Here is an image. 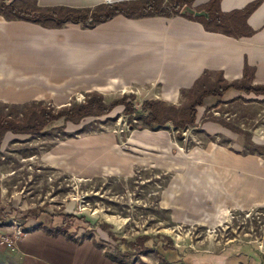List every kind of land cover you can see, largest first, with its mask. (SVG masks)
Listing matches in <instances>:
<instances>
[{
    "label": "rangeland",
    "instance_id": "374dc122",
    "mask_svg": "<svg viewBox=\"0 0 264 264\" xmlns=\"http://www.w3.org/2000/svg\"><path fill=\"white\" fill-rule=\"evenodd\" d=\"M104 1L95 0L96 3ZM112 24L89 28L69 21L62 25L64 30L58 35L54 33L57 37H48V43H62L65 51L73 54L74 61H84L88 57L89 39L94 38L92 54L102 57L104 50L112 46L103 38V30L114 27ZM97 27L100 31L93 34ZM74 70L72 76L64 79L68 84L61 95L47 91L46 95L41 93L37 100L26 104L36 101L58 109L82 102L96 91L106 103L123 94H134L138 108L146 97L133 93L136 88L130 85L124 86V91L120 86L115 87L117 90L97 91L88 85L86 74L78 78L77 71L84 69ZM211 72L213 77L217 71ZM181 91L176 93L177 99L173 102L162 101L182 105L186 98ZM254 96L264 95L239 91L238 96L229 98V94H224L222 98L226 99L210 109L205 107V99V105L198 107L196 126H187L181 138L172 125L149 129L141 121L123 114L119 106L106 116L89 117L77 125L67 123L65 128L60 119L50 126L52 135L48 137L8 132L0 146V214L7 213L0 215L5 219L0 223V264H15L9 258L25 234L22 230L16 243L9 244L13 241V220L18 221L9 213L10 208L17 211L18 217L29 209L40 212L44 208L46 214L39 220L30 219L26 224L29 228L40 220L46 225L50 221L60 224L61 212L84 216L90 226L78 219L72 223V227L77 226V243L91 240L105 254L113 255L111 258L116 256L133 264H214L232 250L255 253L264 264V203L252 202L264 199V149H261L264 147V98ZM0 103L9 107L12 104L11 101ZM16 104L17 109L7 107L0 109V113L16 115L17 110L23 109L22 103ZM222 122L238 127L248 136L232 131ZM133 135L148 136L147 140L154 139L159 147L129 142ZM103 141L131 157L163 155L170 166L134 163L127 176L103 173L98 167L92 168L96 165L92 158L104 152L99 147ZM212 144L223 148L225 155L238 158L243 165L234 167L211 157ZM195 149L196 154L188 158ZM164 150L166 153L162 154ZM179 153L185 160L180 167L177 166ZM247 159H253L255 164L244 166ZM177 175L183 180L175 181L173 203L163 206L164 193ZM215 200L221 201L220 207H215ZM178 204L183 210H174ZM221 216L224 219L219 224H209ZM203 220L208 223H201ZM87 230L89 237L85 235ZM142 236H148L144 247L140 244Z\"/></svg>",
    "mask_w": 264,
    "mask_h": 264
},
{
    "label": "crops",
    "instance_id": "0c3cea01",
    "mask_svg": "<svg viewBox=\"0 0 264 264\" xmlns=\"http://www.w3.org/2000/svg\"><path fill=\"white\" fill-rule=\"evenodd\" d=\"M112 1L126 0H105L104 3ZM208 1L196 0L194 4H197L194 6L205 5ZM256 1L220 0L219 7L221 12L229 13L241 10ZM104 3H96L95 0H37L41 7L65 6L75 9H90ZM172 19L173 21L168 22ZM115 20L117 23L112 24ZM109 23L114 27L105 28L103 38L105 37V41L112 46L104 50V55L96 58L92 54L95 52L92 47L96 43L92 38L88 42L87 59L74 61L75 57L65 51L62 43H48V37H57L63 28H45L24 20L9 21L0 15V101L24 104L30 100H37L41 93L46 95L47 91L61 95L68 84L64 79L72 76L75 68L84 69L81 70L83 72L77 71L78 78L86 74L88 85L96 87L93 89L97 91L117 90L116 86L118 88L120 86V90L124 91V86L127 88L130 85L136 88L133 93L145 95L144 99L172 102L177 99L176 93L190 88L205 69L221 71L224 79L230 82L243 77L244 66L247 64V73L253 70L251 84L264 86V0H260V4L246 20L247 26L254 33L239 38L207 31L201 23L176 15L140 19L118 15L100 24ZM96 31H100L98 27L92 31L93 34ZM84 62L86 64H83ZM225 94L233 98L239 95V91L229 89ZM206 101L205 107L216 100L209 97ZM146 137L138 138L133 135L129 142L159 147L154 139L149 141ZM99 147L104 152L92 158V162L96 164L92 168L98 167L106 174L130 175L134 163L151 165L155 162L156 166H170L163 155L153 158L131 157L104 141ZM197 151L195 149L191 152L188 158L191 159ZM161 153L165 154L166 151ZM209 154L234 167L243 165L238 158L225 155V150L214 144L211 145ZM180 155V153L177 155L180 158L178 167L182 164L184 166L185 163ZM105 161L114 164L108 165L103 163ZM244 164L249 166L255 162L253 159H247ZM177 180L181 182L182 176L177 175L165 191L163 206L173 203L172 190ZM230 200L233 202L235 199L232 197ZM252 202L261 205L264 199ZM220 204L221 201L215 200V207H220ZM180 207L181 204H178L174 210L180 211ZM224 215L225 211L222 216ZM222 216L209 224H219L224 219ZM201 223L208 222L203 220ZM10 257L9 261L13 259L15 264H122L110 260L91 240L72 242L63 236L47 235L42 230L25 232L17 242L15 253ZM214 264L262 263L255 253L232 250L230 254L217 259Z\"/></svg>",
    "mask_w": 264,
    "mask_h": 264
},
{
    "label": "trees",
    "instance_id": "16d2710c",
    "mask_svg": "<svg viewBox=\"0 0 264 264\" xmlns=\"http://www.w3.org/2000/svg\"><path fill=\"white\" fill-rule=\"evenodd\" d=\"M196 0H126L113 3H104L94 7L93 9H75L65 6L41 7L37 4V0H0V15L5 20H24L38 24L45 28H61L66 22L81 23L84 27H94L97 24L106 22L115 16L121 15L130 19H140L146 17H171L179 15L187 19L201 23L205 30L211 32L222 33L227 36L239 38L242 36H250L254 31L246 24L249 14L260 4V0L248 4L241 10L223 13L220 10V0H209L201 7H194L196 10H205L209 12V18L204 16L195 17L190 14H180V10L184 5L192 6ZM213 23V24H211ZM248 65L244 66V74L240 80L228 82L224 79L221 71L213 73L205 69L201 75L196 78L190 88L182 90L185 96V102L180 105L167 104L159 99H144L140 106L136 108L134 104V94H123L121 97L106 103L103 95L93 91L88 94L82 102H72L68 105L54 109L52 106H46L42 103L26 104L22 106V110H17L16 115L11 113H0V146L5 135L10 132L12 134L31 135L39 137H48L52 135L50 126L58 121L63 120L62 128L67 123L74 125L80 124L82 120L89 117H103L108 115L112 109L119 106L125 115L139 120L149 129L158 130L166 127L167 124L172 125L177 132L178 138H181L182 131L187 126H196L198 107L204 106V100L209 97H219L207 109L213 108L222 102V96L229 89L244 91L246 93L254 92L257 95H264V86L252 85L253 70L248 74ZM18 104L0 103V109L11 108L17 109ZM224 126L234 132H242L248 136V133L238 127L226 122H222ZM84 131V129H83ZM264 147H261V149ZM262 153V152H259ZM36 209V208H35ZM35 209H29L21 217L14 208L9 209L12 217L18 219L23 231L41 229L47 235H62L66 240L77 242L76 227H72V223L78 219L88 226L90 222L85 220L84 216H78L73 213L61 212L63 219L60 224H44L41 220L31 226L26 224L30 219L39 220L42 214H46L44 208L40 212ZM3 216L7 213H1ZM0 214V215H1ZM1 215V216H2ZM5 219L0 217V223ZM105 227V224H102ZM87 237L90 236L89 231H85ZM140 239L141 246L144 247L145 240L148 236H142ZM115 262L122 264H133L131 261L119 258H111ZM163 260V259H162ZM166 261V260H165ZM168 263V262H167ZM262 263V260H261Z\"/></svg>",
    "mask_w": 264,
    "mask_h": 264
},
{
    "label": "water",
    "instance_id": "95a60500",
    "mask_svg": "<svg viewBox=\"0 0 264 264\" xmlns=\"http://www.w3.org/2000/svg\"><path fill=\"white\" fill-rule=\"evenodd\" d=\"M180 14H190L195 17L204 16L207 19L209 18V12L205 10H196L194 4L192 6L184 5L180 10Z\"/></svg>",
    "mask_w": 264,
    "mask_h": 264
},
{
    "label": "built area",
    "instance_id": "2783aa9c",
    "mask_svg": "<svg viewBox=\"0 0 264 264\" xmlns=\"http://www.w3.org/2000/svg\"><path fill=\"white\" fill-rule=\"evenodd\" d=\"M13 223L15 224V228L12 230L13 241L9 243L10 245H12L15 241H17L20 235L23 234V231H22L23 229L21 228L20 222L13 220Z\"/></svg>",
    "mask_w": 264,
    "mask_h": 264
}]
</instances>
